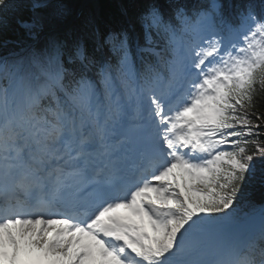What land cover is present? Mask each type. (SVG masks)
<instances>
[{"label": "snow or ice", "instance_id": "obj_1", "mask_svg": "<svg viewBox=\"0 0 264 264\" xmlns=\"http://www.w3.org/2000/svg\"><path fill=\"white\" fill-rule=\"evenodd\" d=\"M114 7L0 0V264H264V0Z\"/></svg>", "mask_w": 264, "mask_h": 264}, {"label": "trees", "instance_id": "obj_2", "mask_svg": "<svg viewBox=\"0 0 264 264\" xmlns=\"http://www.w3.org/2000/svg\"><path fill=\"white\" fill-rule=\"evenodd\" d=\"M102 16L105 20L109 17L114 16L116 14V8L114 7V0H102ZM260 111H264V107L260 109ZM264 198V192H262L258 187L251 190L250 199L256 203L261 201ZM247 208L246 204L238 205V207Z\"/></svg>", "mask_w": 264, "mask_h": 264}]
</instances>
